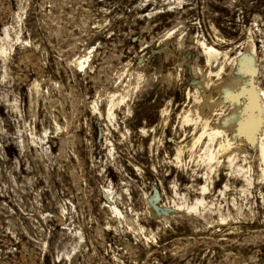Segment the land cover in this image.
Instances as JSON below:
<instances>
[{"label":"rangeland","instance_id":"374dc122","mask_svg":"<svg viewBox=\"0 0 264 264\" xmlns=\"http://www.w3.org/2000/svg\"><path fill=\"white\" fill-rule=\"evenodd\" d=\"M248 41L264 87V0H0V264H264L259 150L204 133Z\"/></svg>","mask_w":264,"mask_h":264},{"label":"bare ground","instance_id":"6f19581e","mask_svg":"<svg viewBox=\"0 0 264 264\" xmlns=\"http://www.w3.org/2000/svg\"><path fill=\"white\" fill-rule=\"evenodd\" d=\"M205 49L208 52V57H216L217 50L214 47L206 46ZM1 50L3 52L2 47ZM86 58V56L79 57L78 64L82 65L87 61ZM256 71V57L251 42L248 41L244 51L233 58L232 66L225 73L224 78L218 72L215 73L216 79L212 84L220 94L218 103L224 104V111L221 118L211 125L210 131L204 133L210 141L217 133L229 131L231 136H228L219 147L232 154L237 150H242L241 153H245V148H241L239 145L241 141L245 140L251 147L259 150L264 163V87L259 84ZM197 86L201 89L204 84L197 82ZM201 96L198 114L204 106L207 105L210 108L216 104L204 92ZM205 151L206 160L210 162L215 159V153L209 146H206ZM262 171L264 174V166Z\"/></svg>","mask_w":264,"mask_h":264}]
</instances>
